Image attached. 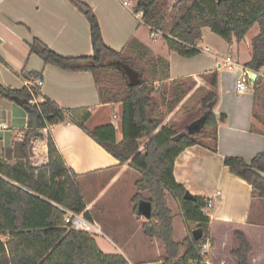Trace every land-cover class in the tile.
<instances>
[{"label":"trees","instance_id":"trees-1","mask_svg":"<svg viewBox=\"0 0 264 264\" xmlns=\"http://www.w3.org/2000/svg\"><path fill=\"white\" fill-rule=\"evenodd\" d=\"M69 1L90 24L94 54L66 58L37 38L29 42L31 53L65 71L91 72L100 102L122 104L123 140L118 142L117 129L112 124L88 130L85 125L91 118L88 110H61L51 101L30 105L38 91L10 90L0 85V96L26 100L30 116H37L39 122L38 129H26L22 141L14 144L15 162L0 156V264H128L120 254L102 253L94 237L69 230L65 224L66 212L62 209L92 218L78 174L67 166L51 134L43 132L48 125L59 123L77 124L120 164H129L140 173L141 178L135 184L138 193L132 199L134 212L141 217L140 203L151 202L152 217L143 224V232L146 237L164 243V264H206L201 249L209 237L210 218L204 213L208 199L185 200L187 190L176 181L174 166L187 148L207 147L208 140L213 143L210 150L217 152L218 128L226 119L224 114L218 118L215 112L220 98L218 71L207 75L210 89L205 90L199 110L188 116L182 125L166 124L168 114L196 83L185 89L181 87L182 81H174L170 86L172 90L167 91L163 80L169 78V63L161 61L159 67L157 61L150 59L146 62L148 69L146 64H141L143 56L133 53L134 41L120 52L112 50L103 40L94 10L81 0ZM161 1L137 0L136 11L142 12L146 22L155 28V8ZM186 1L179 0L173 7L177 17L170 36H165L169 51L193 58L200 54L198 45L203 39L204 28L232 45L242 43L249 31L258 25L259 33L251 41L252 58L246 67L256 73L264 68V0H193L180 15L179 6ZM152 65L155 69L150 71ZM124 66L140 74L139 85L130 86ZM155 80H161L160 84L156 86ZM258 81L259 78L254 84ZM202 88L198 87L197 91ZM196 125L198 129L194 128ZM37 140H46L48 146V161L39 166L32 162L33 144ZM142 141H146L143 148ZM224 165L232 175L250 185L254 195L264 199V154L257 155L250 164L242 158L227 157ZM143 193H149V199H144ZM168 194L178 200L185 221L203 230L199 241L194 240L192 232L182 242L174 240L175 217L167 204ZM234 238L239 248L232 251V257L238 264H250L253 248L249 239L242 232H235Z\"/></svg>","mask_w":264,"mask_h":264},{"label":"crops","instance_id":"crops-1","mask_svg":"<svg viewBox=\"0 0 264 264\" xmlns=\"http://www.w3.org/2000/svg\"><path fill=\"white\" fill-rule=\"evenodd\" d=\"M81 1L97 15L103 40L109 48L120 52L130 41H134L132 51L143 56L142 62L155 60L159 67L161 61L169 63V78L163 80L165 84L171 86L174 81H182L181 87L188 89L191 85L183 81L192 80L196 83L194 88H198L204 77L212 71H218L220 98L215 112L218 118L224 114L226 119L220 122L218 128L217 152L210 150L213 143L209 140L206 142L207 147L187 148L175 161L174 176L195 197L209 199L217 191L221 192L211 213L204 210L210 218V264H227L228 258L230 264H238L231 255L232 251L239 248L236 246H239L238 241L234 239L235 232L245 234L252 245L250 264H264V220L259 218L251 221L250 218L258 197L253 194L250 185L232 175L224 165L227 157L242 158L250 164L257 155L264 154V68L257 73V84L248 83V89L239 92L236 84L240 71L231 72L223 66V61L230 58L238 67H246L252 58V49L243 51L246 54L243 64L236 60L231 50L233 44L214 53L208 47L204 51L205 37L207 34L214 36L209 28H204L203 39L198 45L200 54L184 58L166 49V42L164 45L156 43L158 34L156 38L151 34L154 30L158 31L136 11L137 0L134 5L129 2L127 6L124 5L127 0ZM33 38L66 58L91 57L94 54L90 24L69 0H0V85L10 90L27 88L33 92L27 86L33 84L38 91V96L34 97L37 104L51 101L61 110H88L91 113L90 120L85 124L88 130L108 125L103 123L104 120L101 121L99 114L103 115L112 105L122 107V104L100 102L98 86L91 72L65 71L32 54L29 42ZM154 69L153 66L150 71ZM39 80L42 86H37ZM160 82L155 80L154 84L157 86ZM172 116L168 114L166 124ZM0 121V156L15 162L14 144L22 141L26 129H33L30 127L32 116L25 105L0 96ZM92 121H95L94 124L89 126ZM64 124L48 125L43 132L51 134L67 166L78 174L92 221L109 234L107 236L103 231V241L95 238L100 251L104 254H120L128 264H164V243L144 235L145 221L142 216H136L133 198L129 223L122 226L112 222L107 224L92 210L96 202L106 198L111 190L105 186L97 192V188L106 183L98 179L108 174L111 179L107 184L111 188L123 189L129 184L136 188L140 173L129 164H120L77 124ZM117 140H123V136H118V130ZM34 144L32 162L37 166L44 165L48 161L47 141L37 140ZM142 144L144 146L146 141ZM87 193L92 202H89ZM146 194L149 196V193H143L144 198ZM174 217V240L182 242L189 236L187 222L182 215ZM134 220L138 221V225ZM214 227L220 235L214 233Z\"/></svg>","mask_w":264,"mask_h":264},{"label":"rangeland","instance_id":"rangeland-1","mask_svg":"<svg viewBox=\"0 0 264 264\" xmlns=\"http://www.w3.org/2000/svg\"><path fill=\"white\" fill-rule=\"evenodd\" d=\"M127 1L131 2L132 5H134V3H135V0H127ZM178 1L179 0H163L155 8V14H154L155 17L153 18V22L157 25L156 28L158 31V37H157L156 43H158V44L164 45L165 44V34L168 36H170V34H171V30L175 24V20L177 17L176 12L173 10V7L175 4L178 3ZM185 3H186L185 5L179 6V14L180 15L184 14L187 10V7H190L193 4V0H187ZM141 16H143V15H141ZM258 33H259V26L256 25L249 31V33L246 35V37L242 43L238 44L235 42L233 44V46L231 47V50L234 52V55L237 58L236 60L240 61L241 64H243L244 60H246L245 59L246 54H244L243 51H250L251 50V41L254 37H256L258 35ZM153 43L155 44V42H153ZM226 45H229V44L227 43V41H225L220 36H218L216 34H214V36L212 34H209V35L207 34V36L205 37L204 51H205L206 47H208L210 49V51H212V53H214L215 51H220ZM165 48L168 49L167 46H165ZM140 63H141V60L138 61V66H140L139 65ZM141 64L144 65L146 63L142 62ZM146 66L148 67V69L150 68L148 64H146ZM183 82L185 84L191 85V83L193 81L192 80H186ZM200 83L201 84L198 87H203L202 88L203 90L197 91L198 88L193 87L192 90H190L187 93L185 99L182 102H179V104H177V106L174 108V110L169 113V116L173 115L171 117V120L168 123L169 125H172V124L182 125L184 122H186V119L188 118V116H190L191 114H195L199 110L200 100L205 95V90L210 89L209 88L210 87L209 77L208 76L204 77ZM166 85H167L166 86L167 91L172 90V88L168 84H166ZM121 114H122V107L120 105H117V106L112 105V107L110 109H108L107 111H104L103 115L99 114V117H100L101 121L104 120L103 123L115 125L117 130H118V136H123L122 129H121ZM114 116H116V118ZM94 122L95 121H92L91 123H89V126H92L94 124ZM59 125H65V124L59 123ZM142 143H144V141H142ZM33 147H34L33 148V153H34L35 152V144ZM142 147H144L143 144H142ZM106 178H107V181H105ZM110 179H111V175L108 176V174H106L103 177V179H98V180H100L102 182H106V183H105V185L99 184L101 186L97 188V190H96L97 192H99L102 188H105V186H107L108 188L110 187L109 189H111V190L107 193L106 198L100 199L99 202L98 201L96 202L95 207L92 210H93V212H95V215H98V217H100L101 219H104V221L107 224H109V222H112V224H115V225L117 224L118 226H120V225L122 226L124 223H129L128 220L130 218L131 210L133 208V206L131 204V199L134 197V195H136L137 190L135 187L131 186L130 184L125 185V188H123V189H118L119 187L111 188V185L107 184V182ZM114 193H116V194H114ZM87 194H88L87 196H88L89 202H92L90 194L89 193H87ZM148 197H149L148 194H146V198H148ZM146 198H144V199H146ZM145 201H147V200H145ZM167 204H168L169 208L172 210L174 216L176 215V217H178L179 215H181V209H180L179 202L172 194H168ZM207 210H206L207 213L208 212L211 213V211H212V209H207ZM141 218L145 222L148 221L144 217H141ZM250 218H251V221H255L259 218L261 220H264V199H261L258 197V200H256V202L254 203V205L252 207ZM134 221H135L134 223L138 225V221H136V220H134ZM178 224H179V222L176 223L177 227H178ZM187 227L189 229V235L191 234V232H193L194 230L197 229L195 223H192V222L187 223ZM102 230L104 231V233L107 236H109L107 231H105L103 228H102ZM179 232H180V230L178 227L177 228L178 237H180ZM219 232L221 233L222 231L220 230ZM214 233L218 234L215 227H214ZM218 235H220V234H218ZM231 237H232V235H231ZM103 239H105V238L97 236L96 240L103 241ZM236 246L239 247L238 244ZM182 250H183V248H182ZM184 250H185V247H184ZM164 258H165V250H164ZM229 261L231 262V260L228 258L227 264H230Z\"/></svg>","mask_w":264,"mask_h":264},{"label":"built area","instance_id":"built-area-1","mask_svg":"<svg viewBox=\"0 0 264 264\" xmlns=\"http://www.w3.org/2000/svg\"><path fill=\"white\" fill-rule=\"evenodd\" d=\"M124 5L125 6L129 5V2L125 1ZM140 14L143 15L142 12H140ZM157 34L158 32L154 31L151 34V36L153 38H156ZM223 66L231 72L240 71V76L237 81L236 87L239 92L246 91L248 89V83H251V80H250L251 73L250 72L252 70L244 66L238 67L239 65L233 62L230 58H227L223 61ZM42 84H43L42 81L39 80L37 86H42ZM27 86L33 91L36 89V87L33 84L29 83ZM29 104L35 105L37 103L35 102V99L33 98L32 100H30ZM220 197H221V192L217 191L214 197L209 198L207 200V209L213 208L215 205V202L218 201ZM62 210L66 212L64 221L69 230L83 232V233L89 234L90 236L94 238L97 236L104 237V233H103L101 226L97 224L96 222L88 219L85 216V214L74 213L66 209H62ZM210 248H211V243L208 240L205 244H203L202 249H201V256L204 258V262L206 264H210L209 258H206V255H208Z\"/></svg>","mask_w":264,"mask_h":264},{"label":"water","instance_id":"water-1","mask_svg":"<svg viewBox=\"0 0 264 264\" xmlns=\"http://www.w3.org/2000/svg\"><path fill=\"white\" fill-rule=\"evenodd\" d=\"M220 1H222V0H219V2ZM123 69L127 75V78L129 80L131 87H135L141 83V77L137 71L133 70L132 68H130L128 66H124ZM250 73H251V76H250L251 82H255L257 79V73L253 72V71H251ZM13 100L16 101L17 103L21 104V105H26V103H27L26 100H23L19 97H14ZM30 127L33 129L39 128V122H38L37 116H34V115L32 116V123H31ZM194 128L198 129L199 125H196ZM195 198L196 197L194 195H192L189 191H187L184 195V199L187 201H194ZM138 210H139L140 215L142 217H144L146 220L151 219V217H152V204H151V202H149V201L141 202ZM192 235H193V238L195 241H199L203 237V230L200 228L196 229L193 231Z\"/></svg>","mask_w":264,"mask_h":264}]
</instances>
